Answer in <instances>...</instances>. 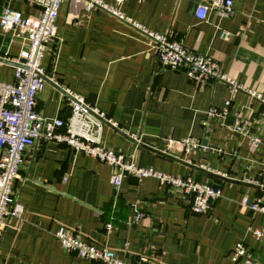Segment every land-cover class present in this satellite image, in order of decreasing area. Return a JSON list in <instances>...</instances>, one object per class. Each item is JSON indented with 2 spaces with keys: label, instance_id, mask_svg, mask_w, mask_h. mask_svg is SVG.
<instances>
[{
  "label": "crops",
  "instance_id": "crops-1",
  "mask_svg": "<svg viewBox=\"0 0 264 264\" xmlns=\"http://www.w3.org/2000/svg\"><path fill=\"white\" fill-rule=\"evenodd\" d=\"M232 1L231 12L210 9L204 20L195 17L196 7L211 0H125L118 9L214 57L238 89L224 80L198 81L163 69L146 36L128 20L61 2L56 37L42 59L53 80L44 82L36 110L65 119L69 92L82 96L115 122H103L105 146L128 152L138 166L209 181L221 193L207 213L196 214L180 190L157 178L128 175L115 188L109 164L41 139L26 148L14 182L23 214L11 218L0 236V264H102L64 250L54 236L60 227L89 244L106 245L125 261L229 264V251L244 241L251 264H264V237L249 231L264 225V214L241 204L244 197L264 203V186L249 182L264 158L263 105L248 92L264 94V0ZM4 5L24 16L39 11L30 0H0V10ZM222 30L231 33L229 39L220 37ZM0 34L9 35L1 26ZM20 47L10 37L0 58L12 61ZM13 79L14 65L0 61V80ZM226 104L225 118L207 117L208 109ZM236 115L261 139L257 147L228 127ZM188 137L200 146L187 153L179 142Z\"/></svg>",
  "mask_w": 264,
  "mask_h": 264
},
{
  "label": "built area",
  "instance_id": "built-area-1",
  "mask_svg": "<svg viewBox=\"0 0 264 264\" xmlns=\"http://www.w3.org/2000/svg\"><path fill=\"white\" fill-rule=\"evenodd\" d=\"M38 6L37 15L24 16L19 10L4 5L0 10L1 29L8 33L11 39L18 38L21 47L18 54L11 60L14 65L12 82L0 80V236L11 218L21 219L22 204L15 199L14 182L20 167L25 162L24 152L27 147L38 140L62 143L75 151H81L97 158L100 162L113 168L111 183L119 188L125 176L157 178L161 183L180 190L196 214L207 213L211 203L220 196L221 190L209 181H198L190 176H179L155 170L152 167L138 166L128 152L108 148L102 143L103 122L115 124L97 107L89 104L82 96L69 92L70 110L64 118H49L36 110L37 96L46 80H53V75L42 66V59L48 50V43L56 37L55 20L63 0H30ZM83 10H104L119 19L128 20L139 28L146 36L151 52L155 55L158 65L167 70L181 71L191 79L205 81L220 79L228 82L233 89L242 87L221 70L217 59L206 54H200L187 48L182 42L173 39L168 33L148 29L132 18L127 17L118 5L125 0H114V4L106 0H72ZM232 0H211L199 4L195 10L198 20L207 18L210 9H216L222 14L232 11ZM231 33L222 30L223 40L230 38ZM61 39L58 40V46ZM249 95L263 105L264 94L248 90ZM228 103V102H227ZM228 104L223 109L210 108L206 111L208 118H225L228 114ZM228 127L245 136H249L252 148L261 143L258 136L249 133V123L236 115ZM185 152L200 146L191 137L179 142ZM202 166V165H200ZM205 167V166H203ZM264 186V158L261 161L258 177L249 182ZM241 204L253 212L264 214V203L260 198H254L250 203L244 197ZM254 238L264 237V225L249 229ZM54 236L61 247L87 260L102 264H145V258L136 261H125L106 245L97 247L83 241L64 227L58 228ZM250 251L244 241L237 242L229 251V264H251Z\"/></svg>",
  "mask_w": 264,
  "mask_h": 264
},
{
  "label": "water",
  "instance_id": "water-1",
  "mask_svg": "<svg viewBox=\"0 0 264 264\" xmlns=\"http://www.w3.org/2000/svg\"><path fill=\"white\" fill-rule=\"evenodd\" d=\"M9 41H10V36L9 35L0 34V52L1 53H5L7 51V46L9 44ZM0 61L8 62V63H11L13 65L16 64L13 61H9V60L2 59V58H0ZM145 145L147 146V144H145Z\"/></svg>",
  "mask_w": 264,
  "mask_h": 264
}]
</instances>
